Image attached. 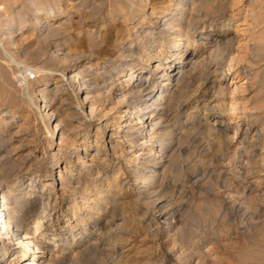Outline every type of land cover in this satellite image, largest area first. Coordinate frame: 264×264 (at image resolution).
<instances>
[{
  "label": "rangeland",
  "instance_id": "374dc122",
  "mask_svg": "<svg viewBox=\"0 0 264 264\" xmlns=\"http://www.w3.org/2000/svg\"><path fill=\"white\" fill-rule=\"evenodd\" d=\"M137 1L0 0V34L7 33V57L0 48V113L8 119L0 130V196L8 190L21 201L28 182L35 185L30 204L15 205L33 232L34 264H264V0H195L206 22L196 25L194 35L204 30L216 38L233 36L235 49L226 61L233 68L218 64L213 73L206 68L209 60H202L187 76L190 86L181 95L190 98L177 109L183 100L177 97L168 109L167 129L175 141L171 166L163 182L148 187L143 176L160 165L148 153L130 162L127 145L114 147L119 139L109 142L103 126L121 114L117 88L137 80L131 75L137 70L149 74L144 86L168 78L166 63L179 47L162 29L178 1ZM73 73L87 79L90 93L70 81ZM205 76L208 81L198 87ZM215 79L224 95L215 92ZM39 91L55 98L54 117L46 119L33 107L41 105ZM213 91L216 101L206 108ZM211 105L225 108L221 118ZM210 124L229 128L231 144L206 133ZM247 127L260 130L261 141L257 150L242 153L240 130ZM86 156L94 158L95 168L84 167ZM238 161L259 188L243 190ZM167 217L168 224L162 220Z\"/></svg>",
  "mask_w": 264,
  "mask_h": 264
},
{
  "label": "bare ground",
  "instance_id": "6f19581e",
  "mask_svg": "<svg viewBox=\"0 0 264 264\" xmlns=\"http://www.w3.org/2000/svg\"><path fill=\"white\" fill-rule=\"evenodd\" d=\"M140 1H143V0H140ZM177 1L178 2H175L173 4V6H175V8L173 10V13L171 14V17L164 19L162 22V26H163L162 29H163V32L166 33V35H167L166 38L168 40L172 41L173 46H177V47L179 46L178 48L175 49L174 54H172V55H176V56L169 59L166 63V64H168V70L167 69L164 70L163 73L166 76H168V78H165V79L163 78L159 83L155 82L154 84L151 83V84H148L147 86H144V83L149 80L148 79L149 74H144V72H142L141 70L140 71H138V70L134 71L131 75H132V77L136 76L137 80H135L131 83H126V84L121 85V86L118 85L119 87L117 88V90H119V92L116 96V102L115 103H116V107L121 111L120 112L121 114L117 118H115V120L113 122L110 121V119H109V120H105L103 123V126L106 127V130H105L106 133L105 134L107 135L109 142H112V140H114V138L119 139L118 141L117 140L115 141L114 147H117V145L119 143H121L122 141L124 144L127 145L126 150L131 155L130 158L128 159L130 162L133 161L136 163L138 158H140L142 155L148 153L149 154L148 157L149 158L152 157L153 162L155 161L157 164L160 165L158 167L159 169L157 168L156 170L151 171L145 175L143 174L144 176L142 175L143 176L142 183H143V186H146V187L152 186L153 184H155V183L157 184L159 181H162L163 178L166 177L165 174H166V172H168L167 171L168 167L171 166V156H172V153L174 152L175 141H174V137H173L172 132L170 130H168V129H170V127L168 128V126H167L168 116H169L168 109L171 107L172 103L175 101V99L177 97L182 96L181 94L184 93V91H185L184 88H186V87L188 88V86H190V82H187L185 80L187 78V76L189 74L191 76V74L193 73V70L195 68H197L198 64H201L200 62L202 60H209L206 68L211 69V71L213 73L216 70V66L218 64L222 65L224 67L223 69H226V70H230L232 67L228 62H227L228 64H226V61H227V57L229 55L233 56V49H235L234 48L235 38L233 36H228V35H223V36L220 35L219 38H216V35L213 36V33L211 31H204V30H202L201 32H198L197 35H194L196 33V25L199 23H201V24L205 23L206 18L205 17L200 18L201 16L197 15L195 0H177ZM146 2H147V0H146ZM70 3H72V1ZM73 6H75V5H73ZM49 11H50V9H49ZM138 12H139V10H138ZM215 14H216V12H215ZM143 15L145 16V14H143ZM160 18L161 17L159 16V19ZM50 29H51V27H50ZM48 30H49V28H48ZM58 30H60V29H58ZM145 32L147 33L148 31L146 30ZM5 34H7V33H5ZM5 34H2V33L0 34V48L2 50H4V51H2V54L4 52L6 57H7V52H6V47H5V44H6ZM11 34H13V30L9 31V35H11ZM148 34H149V32H148ZM151 34H152V32H151ZM192 48L194 51H192L193 52L192 54L190 53L191 56L185 62L181 61L180 59L183 56H186V54L188 52H190V49H192ZM202 49H205V50L200 52L201 54H197L198 53L197 51L202 50ZM137 55L140 56L139 54H137ZM3 57H4V55H3ZM158 65H159V63L156 62L154 65L155 68H157ZM129 69L131 70V68H129ZM235 71H236V69L233 70V72H235ZM204 73H206V72H204ZM129 74H130V72H129ZM206 74H208V73H206ZM201 75L199 74V76H201ZM195 77H197V76H195ZM69 79L73 84H75V86L77 87L78 90L81 91V89H83L82 86L86 88V89H84V91L82 90V93H90L89 92L90 89L88 88V85L86 86V84L89 82H87V79H84V77L81 74L79 75V73H73V74H71ZM195 79H197V78H195ZM208 79H209V76H205L203 81L199 84L198 87L206 84ZM145 84H147V83H145ZM212 84H213L212 86L216 88L215 92H217V94L221 96L223 94L224 87L220 83H218V81L216 79L212 82ZM156 86L159 88L160 94L157 95L156 97H154L155 96L154 94H156L158 91L152 92L153 91L152 89ZM187 88H186V90H187ZM27 89L25 91V96L28 98V100H31L33 92L31 93V91H29ZM146 90H149V92H147V94H145V97L142 98L140 96V94H141V92L146 91ZM225 90H227L226 87H225ZM193 91H195V90L193 89ZM215 92L212 96H210L209 98H206L204 107L207 108L211 103L213 104V102L216 101L215 100L216 99ZM188 96H189V94L186 95L185 98L182 96L183 100L179 101V103L176 104L177 109H179L180 107H184L186 97L188 99ZM40 97H41L40 98L41 99V105L37 102V104H35V106H33V107L35 109H39L42 112H44V116L46 117V119H47V117H50V118L54 117V111L52 109H53V105L55 102V98H53V99L47 98L46 99L44 94H41V92H40ZM189 98H190V96H189ZM218 106H219V104H218ZM221 106H222V104H221ZM213 107L214 106H212L211 108L213 109ZM173 108H175V107H173ZM221 108L222 107H220V108L216 107L215 108L216 110L213 109L214 111L217 112V115L215 117L221 118L220 115H222L224 110H225V108L224 109L223 108L221 109ZM94 109L95 108H93L92 106L90 107V115L94 116V114H95ZM99 109H101V108H99ZM170 109H172V108H170ZM227 110L229 111V109H227ZM169 113H170V111H169ZM171 113H174V112L171 111ZM2 115H6V113L5 112L0 113V130L3 128V126L5 127L7 122H8L7 121L8 119L2 120V118H1ZM105 116H106V114H102V117H100V118H103ZM237 116H239V115H237ZM98 124L101 125L100 123H98ZM171 125H172V123H171ZM185 126H186V131L188 130V132H189V129L191 128V126H188L186 124H185ZM53 127L56 128V125H54ZM98 128H100V126ZM178 128H180V127H178ZM228 129H227V127H224V126L223 127H214V125L210 124L208 126V128H206V130H207L206 133L211 134L214 137H217V138L223 140L228 145V144H231V142L233 140V136L232 135L230 136L228 134ZM192 130L190 129V131H192ZM183 131H185V129ZM183 131H181L177 134V138H176L177 140H180V138L183 136V134H184ZM240 131H241L243 139H244V142H242V148H243L242 153L244 151L246 152L250 148H253V150L254 149L257 150L258 146H259L258 144L261 141V131L260 130H251L248 127L245 129H241ZM189 133H192V132H189ZM189 133L186 132V135H188ZM235 133H237V131H235L234 134ZM243 139H241V140H243ZM99 149H100V147L97 145L96 150L98 151ZM77 150L80 152V149H77ZM91 157H93V155ZM91 157L90 158L87 156L85 157L86 160L84 161L85 164H83L84 167L89 168V169L96 167L95 163H94V158H91ZM237 164L240 166V169H241L240 173L243 176L241 178H243L246 181V183L244 185L241 184V186L243 187V190L245 191L246 189H248L249 185H252V186H250V189L252 187L259 188V185L256 186L255 182L254 183L248 182V174H250V172L246 171L248 169H245L244 162L238 161ZM247 164H249V163H247ZM55 166H56V164H55ZM56 167L58 168L59 166H56ZM247 167H249V166H247ZM93 171H96L98 174L100 173V170H98V169H95ZM58 172L59 173L57 175L58 176L57 179H59V176H60L59 175L60 169L58 170ZM0 179H1V177H0ZM49 184L50 185L53 184V180L51 182H47L45 184V186H48ZM28 186L30 189H28L27 195H25L26 197L23 198L21 201L18 200L20 198H17L16 196L12 197L11 192H9L8 190H7L8 191L7 194H5L7 191H5L4 193H1V196H0V264H5V262H6V264H9V259L10 258L15 259L17 256H14V255L16 253H19V251H21V250L24 251V249L26 252L23 253L18 258H16V260H17L16 264H34V261H33L34 258H33V255L31 253L32 241L30 240V236H29V234H32L33 232H31L29 229H27V226H28L27 219H21L19 216V215H22V213H24V212L22 211L20 214L15 213V207H16L15 205L16 204L20 205L22 208L23 207L25 208L26 206H28L30 204L31 195L32 196L35 195V191H34L35 185H33V182L31 180H30V182H28ZM89 199H90L89 197H86L85 203H87ZM37 200L38 199H36V201ZM31 204L33 205L34 203L31 202ZM41 205H43V201H42ZM83 205H85V204H82L81 207L85 208V206H83ZM75 206H76V203H74V205H73V208H72L73 211L72 212H75V209H76ZM159 215H161V214H159ZM72 217H74V213L72 214ZM41 218H42L41 216H38V222L39 223H40ZM161 218H163V217H161ZM167 218L162 219V220L167 221L165 223L168 224L169 218L168 219ZM23 228L25 229L23 237H18L19 231ZM15 249H19V250L13 252V250H15ZM29 258H31V259H29ZM26 259H28L29 261H27ZM19 260L21 262H18ZM11 263L12 262H10V264Z\"/></svg>",
  "mask_w": 264,
  "mask_h": 264
},
{
  "label": "built area",
  "instance_id": "2783aa9c",
  "mask_svg": "<svg viewBox=\"0 0 264 264\" xmlns=\"http://www.w3.org/2000/svg\"><path fill=\"white\" fill-rule=\"evenodd\" d=\"M26 75H27L28 77H30V78H33V74H32L31 72H29V71H26Z\"/></svg>",
  "mask_w": 264,
  "mask_h": 264
}]
</instances>
